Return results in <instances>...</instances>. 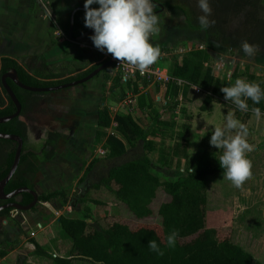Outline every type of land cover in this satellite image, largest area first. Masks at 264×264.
<instances>
[{"label":"trees","instance_id":"obj_1","mask_svg":"<svg viewBox=\"0 0 264 264\" xmlns=\"http://www.w3.org/2000/svg\"><path fill=\"white\" fill-rule=\"evenodd\" d=\"M155 1H160L182 27L203 32L202 38L211 44L239 52H242V41L247 40L256 45L258 51L254 57L263 61L264 0H210V19L214 23L205 30L199 27L197 17L201 13L191 0L185 3L178 0H153V3ZM56 22L61 31L68 35L70 13L56 19ZM89 29L84 26V10H78L75 13L73 35H82ZM214 62L215 57L203 49L190 51L181 60L173 59L166 96L176 97L181 90L183 95H187L192 86H197L206 94L201 109L205 110L213 101H219L216 94L220 79L213 75ZM1 63L0 117L16 111L15 104L1 82V75L10 68L16 70L20 81L33 87L64 84L86 76L95 68L93 66L76 77L60 78L62 75L55 73L43 58L33 74L13 58L3 57ZM103 63L97 64L100 66ZM232 69L231 80L224 81V86L234 83L237 78L248 79L238 66ZM104 71L105 77L110 79L109 72L115 71L114 64ZM177 79L185 81L184 85L179 86ZM7 82L20 101L22 112L10 121L0 123V132L22 137L23 148L18 167L4 191L10 193L24 186L35 190L39 164L51 161L55 157L58 142L69 138L72 131L67 126L57 125L44 127L35 135L25 114L33 111L50 92H33L20 88L10 79ZM112 82V90L120 86V72H116ZM129 86H134V93L138 92L136 82L129 81ZM124 93L121 94L122 98L125 97ZM148 97L152 105L154 97L152 94ZM171 99L168 98L169 101ZM139 100L144 103L143 96ZM247 103L248 112L251 113L252 108H259L260 113L264 114V100L256 105L251 100ZM168 105L169 112L174 116L178 102H169ZM172 118L164 119L157 112L152 124L144 127L132 114H117L111 118L106 108L97 111L98 127L109 128L115 121V130L129 147L119 136L108 134L104 144L105 155L90 162L79 180L80 188L72 195V201L66 190L38 194L39 202L59 198L72 209L81 204L86 207L93 204L104 209L103 215L93 218L90 209H82L83 216L91 218L89 222L64 215L57 219L61 230L73 242L71 256L90 258L101 264H264V260L233 242L231 228L207 226V178L222 175L217 160L221 150L204 151L191 166L181 165L179 161L174 166L170 159L179 155L177 148L168 154L156 143L157 140H163L168 129L175 127L176 121ZM16 148L15 141L0 138V181L6 177L13 164ZM184 154L189 160V155L186 152ZM32 201V194L22 192L8 200L0 199V206L9 202L28 205ZM12 210H1L0 219H11ZM35 210L36 206L30 211ZM172 230L178 233L176 244L167 247L166 237ZM148 240H155L163 254L157 255L150 251ZM32 243L35 246L32 254L48 257L55 264H72L71 258L53 256L34 239ZM6 254L7 251L2 250L0 259ZM25 259L22 258L17 264H24Z\"/></svg>","mask_w":264,"mask_h":264},{"label":"rangeland","instance_id":"obj_2","mask_svg":"<svg viewBox=\"0 0 264 264\" xmlns=\"http://www.w3.org/2000/svg\"><path fill=\"white\" fill-rule=\"evenodd\" d=\"M48 1L59 11L58 5L62 0ZM73 1V6H83V0ZM178 1L187 2V0ZM191 1L196 3V0ZM45 5L48 8V4ZM33 7H39L37 0H0V26L8 29L15 24L23 25L28 22L25 27L26 32L30 34V30L27 29L32 17L29 10ZM158 17V31L155 36L151 34L150 38V42L154 45L164 35L163 26L173 28L176 23L168 10H164ZM46 23L49 24L48 31L56 29L57 22L53 23L46 19ZM36 28L39 30L41 27L36 26ZM35 32L36 30L31 31V33ZM189 34L188 37L179 35L175 42L167 45L164 52H160L155 61L157 72L151 76L139 74L135 77L121 76L120 86L112 90V78L116 75V70L109 72L110 79L105 77V72H102L97 78L83 85L50 92L33 111L25 114L35 135H38L44 125H63L72 128V135L58 142L55 157L49 162L39 164L35 190L38 194L66 190L69 192V200L72 201V195L80 188L79 180L84 176L90 162L96 157L105 155L104 144L108 134L119 136L129 147L122 135L115 130V121L109 128L98 127L97 111L103 108L109 111L111 118L117 114H132L144 127L152 124L157 112L164 119L174 117L175 127L168 129L162 141L156 142L168 154H172L173 149L177 148L179 155L170 159L174 166L178 161L181 165L191 166L190 164L195 162L204 151L216 149L209 144L211 131L214 127H222L225 116L231 112L234 118L245 123L248 129L247 142L254 146L253 151L246 154V158L251 162V178L240 188H236L224 179L223 175L209 176L206 190V222L209 227L231 228L234 243L256 258L264 260V114L257 116L253 112L237 110L230 101L224 100L220 91L224 81L231 80L234 66H238L241 73L247 74V81L259 84L264 90V56L263 61H259L254 56L244 55L243 52L217 47L196 36L195 33ZM60 36L61 33L57 35ZM84 40L73 44V47L65 52L66 56L54 65V71L62 75L60 78H66L69 72L73 73L68 77H76L104 59L105 52L96 49L89 37ZM84 44L85 47L82 46ZM197 49L206 50L215 57L213 75L220 79L216 94L219 101H213L205 110L201 109V105L206 94L197 86H192L187 95H183L181 90L176 97L166 96L167 84L171 76V62L173 59L181 60L190 51ZM4 56L16 57L25 68L32 67L34 63L33 60L19 57L6 35L0 34V59ZM130 80L137 83L139 89L137 93L133 91L134 86L128 87ZM145 81H148L147 85ZM178 85L183 86L184 83ZM122 92H125L124 98L121 97ZM149 94L154 97L152 105ZM142 96L144 103L139 100ZM167 97L172 98L171 101ZM173 101L178 102L174 116L169 112V105L166 106ZM185 152L189 155V160ZM51 205L59 209L64 206L59 198L49 202L38 201L35 211L13 209L11 219H0V252L7 251L6 256L0 259V264H17L29 249H35L31 244L34 239L33 232L37 230V223L42 219L53 220ZM86 206L78 205L77 210L73 209L74 215L80 214L78 213L80 208L91 209L93 217L103 215L105 212L103 208L95 207L93 204ZM59 211L61 213L64 210ZM55 216L60 217V215ZM15 249L17 251L12 252ZM48 250L50 252L51 247H48Z\"/></svg>","mask_w":264,"mask_h":264},{"label":"clouds","instance_id":"obj_3","mask_svg":"<svg viewBox=\"0 0 264 264\" xmlns=\"http://www.w3.org/2000/svg\"><path fill=\"white\" fill-rule=\"evenodd\" d=\"M92 5H97L92 7ZM200 10L197 22L201 30L209 28L212 8L210 0H196ZM84 26L92 29L90 40L101 52L111 54L119 63L127 64L143 73L160 55V49L150 42L151 34L158 31L159 17L154 11L153 0H83ZM244 55L252 57L258 47L247 40L240 43ZM224 100L230 101L241 112L249 111L247 101L253 105L264 100V90L255 82L237 78L229 86H221ZM251 111L259 116L260 109ZM223 126L214 127L209 137L210 146L221 150L217 158L223 178L240 188L251 178V162L246 158L254 146L247 142L248 129L245 123L234 118L229 112ZM177 231L172 230L166 237V246L174 247ZM148 249L162 255V249L155 240H148Z\"/></svg>","mask_w":264,"mask_h":264},{"label":"crops","instance_id":"obj_4","mask_svg":"<svg viewBox=\"0 0 264 264\" xmlns=\"http://www.w3.org/2000/svg\"><path fill=\"white\" fill-rule=\"evenodd\" d=\"M39 3V7H33L29 10V14L31 19L29 20V27L27 29L30 30V34L26 32L25 23L23 25L15 24L14 27H8V29L0 26V34L6 35L7 39L10 41V44L13 50L19 57L28 58L31 61L33 60L32 67L25 68L31 74H33L34 70L39 66L42 58L46 60L48 65H50L53 69L55 68V64L63 59L65 52L71 49L73 44L78 43L69 38L68 35H64V32L58 27V24L55 26V30L50 32L47 30L46 19L51 20L53 23L56 22V19L65 17L68 15L75 6H73V0H62L58 5V10L56 7L52 6V4L48 0H42L40 4V0H37ZM48 4V8L46 7ZM28 15V14H27ZM18 17V16H17ZM16 20L15 23H17ZM39 23V24H37ZM36 26L41 27L39 30ZM51 27V26H49ZM32 30H36L35 33H31ZM57 33H61L60 37H57ZM87 37V36H86ZM88 38V37H87ZM85 38V39H87ZM83 41V40H82ZM81 41V42H82ZM85 41V40H84ZM85 47V44L82 45ZM68 56V55H67ZM8 57V56H4ZM9 58H13L19 62L16 57L9 56ZM2 59V58H1ZM0 59V60H1ZM55 72V71H54ZM57 73V72H55ZM73 72L67 73L71 75ZM65 76V75H64ZM75 87V86H74ZM62 90V89H61ZM60 90V91H61ZM78 207V206H77ZM77 207H74L77 210ZM51 214L53 220L48 218L42 219L37 223V230L33 232L34 240L40 244L41 247L45 249V251L53 256H60L65 258H71L72 264H96L90 258L82 257V256H71L72 249V240L61 230L59 224L57 223L58 217L55 215H64L67 217H77L83 218L88 222L91 221V218L86 219L82 214V209L78 211L80 214L73 213L72 207L69 205H64L61 213H59L60 209L57 206L51 205ZM50 208V209H51ZM91 213L92 210L90 209ZM64 212V213H63ZM93 217V215H91ZM33 244V243H31ZM48 247H51V251L49 252ZM34 250V249H33ZM32 249H29L28 253L24 255L25 259L24 264H55L51 259L45 256H40L36 254H32ZM17 250H13L12 252H16ZM53 252V253H52ZM101 264V263H98Z\"/></svg>","mask_w":264,"mask_h":264},{"label":"water","instance_id":"obj_5","mask_svg":"<svg viewBox=\"0 0 264 264\" xmlns=\"http://www.w3.org/2000/svg\"><path fill=\"white\" fill-rule=\"evenodd\" d=\"M78 10H84V7L83 6H77L70 12V27H69L68 36L73 41H78L79 39H83L87 35L92 33V29H89L88 31H86L85 33H83L80 36L75 37L73 35L74 18H75V13ZM183 31H179V34L180 35H186L187 37L190 35L189 32H187L185 30H183ZM196 36H198V35H196ZM200 37L202 38V36H200ZM113 63H114V58L111 57L108 61H106L103 64H101L100 66H98L95 70H93L88 75H86V76H84L82 78L70 81L68 83L60 84V85H56V86H52V87H33V86L26 85L22 81H20V79L18 77V74H17L15 69H12L11 71H7L6 73H4L1 76V82H2V85H3L4 89L6 90V92L8 94V96L10 97V99L15 104L16 111L13 114H11V115L0 117V123L8 122L11 119H13V118L17 117L18 115H20L21 112H22V105H21L20 101L18 100V98L16 97L14 91L11 89L10 85L8 84L7 79H10L17 86H19L20 88L25 89V90H29V91H33V92H54V91H58V90H61V89L82 85V84L88 82L89 80L95 78L98 74H100L103 70H105V68L111 66ZM0 138L13 140V141H15L17 143V148H16L13 164H12L8 174L6 175V177H4L0 181V199L8 200V199H11L14 196H16V195H18V194H20L22 192H28V193L33 195V201L30 204H28V205H22V204H19V203H16V202H9V203H6V204L0 206V211L3 210V209H7V208H13V209H16V210H21V211L30 210L31 208H33L38 203V193H37L36 190H32V189L24 186V187H20V188L14 190V191H12L10 193H5V191H4L5 185L11 179V177L13 176V174L15 173V171H16V169L18 167V164H19V161H20V157H21L22 148H23V139L19 135L7 134V133H3V132H0Z\"/></svg>","mask_w":264,"mask_h":264},{"label":"flooded vegetation","instance_id":"obj_6","mask_svg":"<svg viewBox=\"0 0 264 264\" xmlns=\"http://www.w3.org/2000/svg\"><path fill=\"white\" fill-rule=\"evenodd\" d=\"M164 10H167L166 9V7L164 6V5H162V3L160 2V1H155L154 2V11L157 13V15H159V14H161ZM171 13V12H170ZM171 17L173 18L172 20L174 21V22H176L175 23V26L173 27V28H169V27H166L165 25L163 26V28H164V35L162 36V38L159 40V42L158 43H156L155 44V46H158L159 47V49H160V51H162V52H164L163 50H165L166 48H167V45L168 44H170V43H173V42H175V40H177V38L179 37V31H181V30H185V31H187V32H189V33H195L196 35H198V36H202V37H204V33L203 32H198V31H193V30H190V29H187V28H185V27H182L181 26V23L173 16V14L171 13ZM156 33L157 32H154V33H152V35L153 36H155L156 35ZM92 34V33H91ZM91 34H89V35H87V37H90V35ZM57 35H59V33H57ZM80 36V35H79ZM75 37H77V36H75ZM87 37H85V38H87ZM85 38H83V39H79L78 41L79 42H81L82 40H84ZM78 41H75V42H78ZM217 47H219V46H217ZM3 58V57H2ZM2 60V59H1ZM1 60H0V73H1V66H2V63H1ZM101 62H105V60H102ZM100 62V63H101ZM97 66H99V64H96V65H94V70L97 68ZM92 68V67H91ZM90 68V69H91ZM12 69H14V68H10L8 71H11ZM89 69V70H90ZM93 71V70H92ZM91 71V72H92ZM7 72V71H6ZM6 72H4V73H6ZM90 72V73H91ZM102 72H105L104 70L102 71ZM101 72V73H102ZM3 73V74H4ZM2 74V75H3ZM89 74V73H88ZM87 74V75H88ZM1 75V76H2ZM97 76H99V74L97 75ZM82 77H84V76H82ZM81 77V78H82ZM70 82V81H69ZM66 83H68V82H66ZM65 84V83H64ZM85 84V83H84ZM83 85V84H82ZM55 92V91H54ZM63 126V125H62ZM44 127H54V126H48V125H44V126H42V128L41 129H43ZM69 127V126H68ZM70 129H71V131H72V128L71 127H69ZM40 129V130H41ZM39 130V131H40Z\"/></svg>","mask_w":264,"mask_h":264},{"label":"built area","instance_id":"obj_7","mask_svg":"<svg viewBox=\"0 0 264 264\" xmlns=\"http://www.w3.org/2000/svg\"><path fill=\"white\" fill-rule=\"evenodd\" d=\"M104 54H105V57H104L103 60H106L108 58L110 59L112 57L111 54H109V53H106L105 52ZM113 64H114V67H115L116 72H120L121 73V76H123V78L125 76H134L135 77L138 74L139 75H142V76H145V75L151 76L152 74H154V73L157 72L156 71V68H157L156 67V62H154L152 65H150L143 73L135 70L134 68L130 67L127 64L119 63V61H117L116 59H114V63ZM170 79H171V77L169 78V81H170ZM176 83L177 84H183V83H185V81H183L181 79H177L176 80ZM193 87H196V86H193ZM129 96H131V95H129ZM103 153H105V151Z\"/></svg>","mask_w":264,"mask_h":264}]
</instances>
